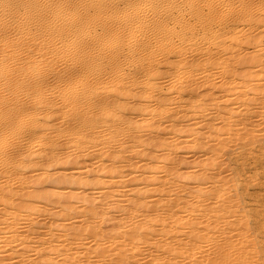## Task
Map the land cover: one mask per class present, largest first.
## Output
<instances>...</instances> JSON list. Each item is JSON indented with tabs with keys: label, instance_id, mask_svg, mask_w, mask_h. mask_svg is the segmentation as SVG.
<instances>
[{
	"label": "bare ground",
	"instance_id": "6f19581e",
	"mask_svg": "<svg viewBox=\"0 0 264 264\" xmlns=\"http://www.w3.org/2000/svg\"><path fill=\"white\" fill-rule=\"evenodd\" d=\"M15 1L22 2L23 5L26 3L23 0H0V16H8L7 13L10 9L8 7ZM61 1L58 8L56 5L54 6L63 12L62 6L70 0ZM142 1L140 3L136 0H122L124 6L127 7V12L122 10V12H119L121 13L119 15L123 19L120 21H124L125 23L117 25L118 27L115 29L109 24L112 22L111 16L114 14L109 15L110 18H108L106 12L120 4L119 2L121 1L93 0L94 6L91 7L92 9L88 7L84 13L80 11L83 16H85L84 14L88 16V18L85 16L87 20L92 19V24L94 27L98 26L100 32L96 29L97 27L92 29L88 27V24L83 23L87 26V29H91L92 33L90 36V33H86L88 34L87 38L89 41L86 40L85 44L79 41L81 45L79 44L80 46L77 47L80 49L74 46L77 50H80L79 53L82 52L83 54H80V56L74 52V55L76 53L79 56L77 62V58L73 54L72 59L75 60H72L69 55L72 60L68 58L71 61L70 64L73 66L76 62V67L73 68L68 64L72 69L71 71H67L70 67L69 69L68 67L65 68L67 72H62V70H65L62 67V70L59 68L60 70L57 73H45L41 71L33 73L31 70H29L30 73H27V71L22 72L27 67H22L21 70L24 69L22 71L19 69V66V70L16 68L18 63L22 62H19L17 59L19 56L16 58L18 63L14 61L17 63V65L16 63L14 65L16 66V71L11 64L12 58L8 55L11 52L7 49L9 48L8 45L10 46L13 43L8 42V40L11 41L10 37L7 36L8 30L2 24L5 19H0L3 21L0 23L3 25L0 27V34L3 35H0L1 38L3 37L0 50V264H257L258 261L256 262V260L262 255V247L260 248L259 246L261 244H258L255 236L251 235L254 232L250 234V226H248L249 224L246 221L248 217L245 215V212H242L244 214L243 217L242 213L240 215L241 211L238 210V212L240 211L238 216L241 217H235L237 216L235 212H237L236 208H238L240 200L234 201L236 195L233 194V198H235L232 200L231 194V197L228 194L231 187L237 184L235 178H232V181H230L225 177V180L223 175L219 180L220 173L216 172V175L215 172L211 173L210 171V174L209 171L205 172L202 170L206 166H211V169L215 167L217 152L223 150L232 141L231 145H233L235 141L234 135L239 133L240 136H247L246 140L250 142L246 143L250 146L253 144L249 143L252 141L256 142L260 138L257 135L258 139L256 137L253 140L249 136L255 137L256 135H253L254 130H249L247 127L250 112L247 99L244 97L248 94L249 89L243 91L247 92L243 94V100L240 104L227 109H223L221 105V108L217 106V103L220 101L219 99L224 96L223 93L225 92L222 93L223 96L221 95V98H219L220 94L217 95L219 101L217 102L216 100V105H214L213 99L215 97L217 99V96H214L212 99V95L210 94L211 98L210 95L209 98L213 102L212 105L205 93L198 91L200 89L201 91L204 90L202 86L201 88L199 87L201 83L200 81L198 82V79L200 77L205 78V84H217V81L222 77L217 78V73L225 75L222 78L226 79L225 81L223 80L226 86L229 82L231 83L233 76L236 77L238 74L240 78L237 77L236 81L241 79L246 82V79L244 80L245 73L238 68L242 67L240 63L248 62L249 60L240 57L236 58L233 61L235 64L237 63L236 66L233 62H231V65L228 58L225 59L224 57V60H222V56L232 52L231 46L237 47L239 43L232 40L235 42L232 44L230 42L231 39L229 38L228 40L229 32L226 29V24L221 28L211 25L213 15L220 14L221 12L219 6L203 3L204 0H196V4H194L195 9L190 16L200 24L201 30L195 31L196 33L181 32L184 33L185 38H183L182 34L179 35V31H177L179 34L177 33L178 35H176L177 37L182 36L179 41L181 38L186 40H181L182 42H187L185 45L182 44L184 46L194 45L203 48L206 44L208 47H212L213 52L221 51V54L218 52L214 54H220L216 56V60L220 59L224 62L221 63V61L212 59L211 54L213 52L211 49L209 56L204 57L205 59L199 58L198 56L204 53L202 52L203 50H208L207 46H205L202 51L196 50V55L197 53L199 54L197 56V59L199 58L198 64H201L200 67H202L199 69L200 72L198 74H193L189 71L191 70V65L189 62L187 64L185 60L183 67L180 69L181 71L179 70V72L174 73L176 69L178 70L176 68L178 66L175 65L177 63L175 62L176 59L174 61V66L176 67L172 68L173 70L175 69L174 72L164 67L166 71H171V75H168V72L166 74L164 71V74L161 73L162 71L158 72L160 69L157 70L156 68L159 66H155L157 62L154 63L155 60H158L157 58L154 59L157 50L155 54L151 52L153 57L150 51L153 50L152 47L154 49L155 47L156 49L159 48V52L164 48L170 51L169 49L171 48L168 47L173 46L170 43L172 40H167V42L169 41L168 43L166 42L169 44L167 48L164 45L166 43L163 41L166 36H169L168 33L170 34L171 31L169 29L171 26H168L167 21L169 20L167 19L171 18L173 10L177 11L178 4H175L177 3L176 1L169 3L170 0ZM153 1L159 2L160 5L156 3L159 7L156 6L155 8ZM160 1H163L165 4H161ZM27 2L31 8L27 4L31 12L29 14H35L36 12L37 15H40L41 12L43 13V7L38 5L37 0H27ZM149 4L150 6L148 7L147 5ZM145 5L148 8H155H153L154 11L152 10L154 12L152 18L148 16L146 10H143L142 7H145ZM14 6H17V3ZM147 7L145 8L147 9ZM56 8L55 11H57ZM55 11L54 13H57L55 15L58 16V11ZM124 11L126 13H124L125 16L122 15ZM80 12L78 10L75 14L72 12L74 16L71 18V21L69 20L68 23L66 21V24L63 25H61L60 21V26L55 27L58 34L62 36V41L64 39L67 40L64 36H68L69 39L70 36L68 34L71 35L78 27H81L82 20L79 23L77 21L79 18H76L77 15H82ZM178 12L181 13L182 11ZM11 13L9 10V15ZM179 13L177 14L178 18L182 16H179ZM61 15L63 16V14ZM61 15L59 16L61 17ZM7 16L6 19L8 18ZM130 16L131 18L135 17V21L138 20L140 25L136 22V25L138 24L139 26H135L134 22V26H132V30L128 35L129 27L126 26L128 24L126 21L130 19ZM112 17L115 18V16ZM80 18L82 19V17ZM115 19L118 20L117 17ZM49 21L51 22V20ZM120 21L118 20L117 24ZM184 21L188 23L186 18ZM8 22L7 19L5 23ZM83 24L82 26L84 27L85 25ZM92 24L89 26L92 27ZM41 26L44 25L41 24ZM47 26L45 28H49ZM142 26H145L147 31H143L144 29L140 28ZM34 28L32 27V29ZM15 29L12 31H15ZM18 29L20 31L21 27ZM171 29L174 30L175 28ZM40 31L42 32V30ZM79 31L80 33L75 32L76 35H73L76 39L77 35H80L82 32L81 29ZM141 31L149 32L147 38H151L153 35L156 40H150V38L145 40L144 37L143 41L145 42H141L138 46V37L141 36ZM175 33L173 32L174 36ZM5 34L9 37L8 39ZM163 34L167 35L163 36ZM28 35L30 38L31 34L28 33ZM170 36L168 39H170ZM110 37L114 40L111 39L113 42L111 41L112 43L108 44L106 41L110 40ZM20 39L22 40V38ZM124 39L128 41H124ZM35 40L32 42L33 44ZM62 41L60 40V42ZM161 45H164V48L160 49L159 46ZM43 47L45 48V46ZM70 48L72 49V47ZM118 49H121V52L123 51L124 53L126 51V54L122 57L123 54L121 55V52L117 51ZM47 51L44 52L47 53ZM223 53L225 54L222 55ZM43 55L46 56L45 54ZM44 56L40 58L42 59ZM185 57L187 56L185 55ZM158 58L160 59V57ZM34 59L32 58L31 60ZM180 59H177L178 62ZM45 60H47L46 57ZM48 60H50L49 57ZM57 60L59 61V59ZM170 61L171 59L169 63L173 62ZM215 62L219 63L215 64ZM41 63L39 62V64ZM151 63L154 65L153 69L149 67ZM181 63L179 62L178 65ZM128 64H131V66L132 64L135 65L136 69L133 71L127 69V67H131L127 66ZM166 64L168 67L169 64ZM245 64L247 65V63ZM34 65L35 67H39L36 64ZM170 65L172 67L173 64ZM28 67L30 69V66ZM212 68L213 70L217 69V71L221 68L219 71L222 72L216 71L217 73L213 74L215 71L212 72ZM240 74L243 76L241 77ZM213 75L215 76L213 77ZM246 75L249 77L247 72ZM211 76L215 80L218 79L216 80L217 83L213 82L214 79ZM175 80H179L178 85L173 90H169V85ZM233 82L235 83H233L234 85L232 84L233 86L230 87L228 85L230 87L229 91L238 90L236 86L239 89L243 88V85L236 84L234 80ZM221 85L223 87V84ZM225 88L222 90L224 91ZM229 91H226V93L230 94L231 92ZM247 96L249 97V95ZM214 113L216 116H223H219L222 120L224 119L223 125L220 127L209 125L207 129L208 134L206 136L201 135L199 130L205 127L201 122L207 124L208 120L206 117L211 118ZM233 113L234 119L228 120L229 117H225ZM215 115L214 118L216 117ZM190 120L191 123L189 124ZM204 120L207 121L205 122ZM162 124H166V128L171 129L168 132L172 131L174 134H171L172 142L169 150L165 149L167 140L158 139H161L162 135L166 134L163 133L159 136L165 130V127H160ZM238 126L242 127V129L239 130ZM241 130L243 131L241 132ZM145 131L150 132L148 134L152 132L154 135L155 133L154 136L156 138L150 137L154 139V141L152 139L153 142L150 139H145L147 136H150H144L145 133L147 134ZM240 132L245 133L241 134ZM185 134L190 137V140L186 143L188 148L197 140H207L208 138L217 140L215 143L218 142L220 144L216 145L214 141L210 142L211 145H216L214 148L213 146L215 145L211 146L210 140L207 141L209 145H207V142L200 144L199 149H203V151L208 150L209 152H207L210 154L205 159V162H203L205 164L203 167L198 164V166L186 164L187 166L184 167V170L180 171L178 166L174 165L172 168H165L163 174L158 176L159 172L162 173V166H159V163L162 160L166 161L165 159L167 158L161 152L164 153L166 150L168 151V154L166 153L167 156L173 155L171 152L176 150L178 141ZM224 134L227 135L225 141L221 140V136ZM248 136L252 140H248ZM243 138L241 139L243 140ZM259 140L261 141V138ZM238 143H235V148ZM153 146L159 148L161 155H156L151 150ZM160 149L165 150L161 151ZM238 150L240 149L237 148L236 151ZM156 152L158 153V150ZM230 152L233 151L231 150ZM172 155V158L169 157L172 160L168 158L171 162L175 158ZM232 155L237 154L234 152ZM132 159H135L136 162H132ZM90 161L96 162V165L86 167L88 166L86 163ZM171 162L169 165H171ZM68 165H71V167ZM176 165H180V163ZM66 169L71 171V173H66ZM237 175L239 174L237 173ZM128 176L134 182L130 190L128 188L126 190L125 188L127 187L125 186V178ZM255 177L257 176L255 175ZM229 181L232 184H229ZM34 184L39 186L33 189V193L27 195L26 191L33 188ZM235 187L234 189L237 190V187ZM92 189L95 191H92ZM89 191L91 192L89 193ZM185 191L188 192L182 195ZM237 193L238 191H236ZM36 196L38 198H35ZM238 196L237 198L240 199ZM15 198L17 199L16 202ZM236 201L239 203H235ZM115 213H118V216H115ZM186 216L190 217V219L182 221ZM110 217L113 220L115 219V222L112 221L113 224L111 223L110 228L107 226V232L105 223ZM261 222L259 220L260 224H262ZM259 253L260 255H258ZM145 258L147 259L144 260ZM261 261H259V264L262 263Z\"/></svg>",
	"mask_w": 264,
	"mask_h": 264
},
{
	"label": "rangeland",
	"instance_id": "374dc122",
	"mask_svg": "<svg viewBox=\"0 0 264 264\" xmlns=\"http://www.w3.org/2000/svg\"><path fill=\"white\" fill-rule=\"evenodd\" d=\"M24 1V3H25V5H23V3L22 2H20V3H22L21 5H23V6H21L20 5V3H19V1L17 2V1H15V2H13L14 3V5L17 3V6H14L13 5V3L11 4V6L10 7H8V8H10L9 10H10V12H12L10 15H9V10H8V16L7 15H4L3 17L2 16H0V19H5V20H0V23H1V21L3 22L2 24L6 27V29L8 30V35L7 36H9V37H7L6 36V34H7V32H6V34H5V36L7 37V39L9 38L11 41H9L8 40V42L9 43H13L12 45L10 44V46L8 45V47L9 48H7L11 53H9L8 55L12 58V62H11V64L14 66L15 65V63L16 62H14V61H17V63H18V60H19V62H21V63H18V65H17V63H16V65H17V67L16 66H14V69H15V67L18 69V66H19V69L21 70V68L22 67H27V68H24V69H22V70H24V71H22V72H26L27 71V73H30V71L29 70H31L33 73H38V72H47V73H57L60 69H61V67H62V69H65V68H67L68 67V69H69V67L70 66H68V64L69 65H71L70 64V62L72 61V60H75V59H72V54H73V56L75 57V58H77V60H76V62L78 61V58H79V56L78 55H82L83 53L81 52V53H79L80 52V50H77L79 47H77V46H80L81 45V43L80 42H84L83 44H85V41L87 40V41H89L88 40V34H89V36L91 35V29L90 28H96L97 30H98V26H96V27H94V25L92 24V19L90 18L89 20H87V18H88V16L86 15V14H84L85 16H83V14L82 13H84L85 12V9L86 8H88V7H92V6H94V4L92 3L93 2V0H70L71 1V3H70V1L69 2H67V3H65V5H63L62 6V11L63 12H61V11H59L57 8H58V5L62 2L61 0H37V2H38V5H40L41 7H43L42 9L44 10L43 11V13L41 12L40 13V15L42 16L41 18H40V15H37V13L35 12V14L33 13V14H29V8H30V5L28 4V2H27V0H23ZM28 1H30V0H28ZM68 1V0H67ZM119 1H121V2H119L120 4H118L117 6H114L113 8H111V9H109V10H107V12H106V15H107V17L108 18H110L109 17V15H112V13L114 14V15H112V16H115V18L117 17L118 18V20L120 21V20H123L122 19V16H120L119 14H121V13H119V12H122V10H127V7L126 6H124V3L122 2V0H119ZM133 1H135V0H133ZM137 2H143L142 0L140 1V0H136ZM177 2V3H175V4H178L177 5V7L179 8V10H178V8H177V11H175V10H173V13H172V15L170 16L171 18L169 19H167V20H169V21H167L168 22V26H171V28H175L174 30L173 29H171V28H169L171 31H170V34L168 33V35L170 36L171 35V32H172V35L170 36V39H168L169 38V36H166L167 34H163V36L165 35L166 37H165V40L163 41L164 43H166L167 42V40H172V42H170L171 43V45H173V46H170V47H168L169 46V44H167V46H166V44H164L165 45V47L167 48H171V49H169L170 51H168V49L166 50L162 45V47L161 46H159L160 47V49H162V48H164L163 50H161V52L163 53H161V52H159V48L158 49H156V47H155V49L152 47V51H150V54H151V52H153V54H155V51L157 52L155 55L157 56H155L154 57V59H158L157 61L155 60L154 61V63L155 62H159L158 64L157 63H155V66L156 65H158L157 67L158 68H156L157 70H159L158 72H160V71H162L161 73H163L164 74V72L167 74V72H168V75H171V71H166V69L167 70H172V72H174L175 71V69L173 70L172 68L173 67H176V66H178V67H176V68H178V70L176 69V71L174 72V73H176V72H179V70L183 67V65H184V60H185V62H187V64H188V62L190 63V65H191V70H189V71H191V73H193V74H198L199 72H200V68H202V67H200L201 66V64H198V59L199 58H204V57H207V56H209L210 55V49L212 50V52H213V49H212V47H208V45H204L203 46V48H200V47H198V46H192V45H186V46H184L185 45V43L187 44V42H182L181 40H185V39H182L181 38V40L179 41V39H180V37H182L183 36V38H185L184 36V33H181V32H185V31H187V33L189 32H193V33H196L195 31H197V30H201V28H200V24L193 18V17H191L190 15H191V13L194 11V9H195V6H194V4H196V0H170V2L169 3H174V2ZM89 2H91V3H89ZM155 4H153V6L156 8V6H158V4L160 5V3L159 2H156V1H153ZM161 2V1H160ZM167 2V1H166ZM123 3V4H122ZM156 3H158V4H156ZM203 3H209V4H216V5H218L219 6V8L221 9L220 11V14H216V15H213V17H212V19H211V25L212 26H215V27H219V28H221V27H223V25H225L226 24V29H227V31L229 32V34H228V40H229V38L231 39V41L230 42H232V44L233 43H239V45L237 46V47H235L234 45H232L231 46V49H232V52H229L227 55L225 54V53H223L222 55H224V56H222L223 57V59H222V57H221V59L222 60H224V57H225V59L226 58H228L229 59V62L231 63V62H233V61H235L236 60V58L238 59L239 57L240 58H244L245 60H249L248 62H249V64H248V62L246 61V62H243L244 63V65H243V63H240V64H242V67H240V68H238V69H241V71H243V73H245V78H244V80L246 79V82L245 81H243V80H241V79H239V80H237L236 81V78L239 76V74H238V76L236 75V77H234L233 76V79H232V81H231V83L229 84L228 83V85L231 87V86H233L235 83L233 82V80L236 82V84H239L240 86H242L243 85V88L245 87V86H247V87H245L244 89L243 88H241V89H239L238 88V86H236V88L238 89V90H236L235 89V91H232L233 92V94H231L232 92L231 91H229V88L230 87H228V85L226 86V84H224V81L226 80H224L222 77H225V75L223 76L222 74H219V73H217V72H222V71H219V70H221V68H219L218 69V71H217V69H214L213 70V68H212V72L213 71H215V72H213V74L214 73H217V78H220L221 76V78L220 79H222V80H218V79H216V80H218L217 82H216V80L213 78L215 75H213V82H215V83H217V84H205V78H203V77H200L199 79H198V82L200 81V86L199 85H197V86H199L200 88H201V86L203 87V89L204 90H202L201 91V89L200 90H198V91H200L201 93H205V95L207 96V98L208 99H210L211 98V95H212V99H213V97L214 96H217V95H219L220 94V96H219V98H221V95H222V93L223 92H225L226 93V91H229V92H231L230 94H228V92L226 93V95H225V93H223V95L225 96H223L221 99H219L218 100V96H217V99H216V97L213 99V102H215V104L214 105H216V103H217V106H219L220 107V105L221 106H223L222 108L223 109H227V108H231L232 106H236V105H238V104H240L241 103V101L243 100L242 98V96H244L243 94H245L246 92H243V91H245V90H247V89H249L248 90V94L247 95H249V97L246 95L244 98H246L247 99V102H248V105H249V116H248V128H249V130L251 129V130H254L253 131V135H255V137H253V136H251V135H249L250 137H252V139L253 140H255L254 138H256L257 137V139H258V136L261 138V141L259 140H256V142H254V141H252L251 143H249V144H253V145H247V143L248 142H250V141H247L246 139V137H245V135H239V131L237 132L238 134L237 135H234L235 137H233V138H235V141H234V143H233V145H234V147H233V145H231L232 144V142L231 143H229V145L227 146V147H225V148H223V150H221L220 152L218 151L217 152V159L215 160V167L213 168V169H211L210 167L211 166H206V167H204V169H202L203 171H205V172H208L209 171V173H210V171H211V173L212 172H215V174L217 175V173H220V175H219V180L221 179L220 177L221 176H223L224 177V179H225V177L228 179V180H230V181H232L231 179L232 178H235V180L237 181L235 184V186L237 187V190L236 189H234V187L232 186L231 187V189L229 190V196H230V194H231V196H232V200L236 197L237 198V196L238 197H240V199H234V201L235 200H237V201H239L240 202V204H238L239 202H235V203H237L238 204V208H236L237 209V212H238V210H240L239 212H240V215H241V213L242 212H245V215L248 217H246L247 219H246V221H247V224H249L248 226H250V234L252 233V232H254V233H252L251 235L254 237L255 236V239L257 240V242H258V244H261V245H259L260 246V248L262 249V255H260V253L258 254V255H260L259 257H258V259H260V260H262L261 262L262 263H260V264H264V0H204L203 1ZM19 4V5H18ZM27 4H28V6H29V8H28V6H27ZM161 4H165V3H163V1L161 2ZM44 5V6H43ZM54 5H56V7L54 6ZM20 6H21V8H20ZM47 6H49L48 8H47ZM53 6H54V8H53ZM60 6V5H59ZM67 6V7H66ZM123 6V7H122ZM144 6V5H143ZM148 7L150 6V4L149 5H147ZM146 5H145V7H147ZM221 6V7H220ZM12 7H14L13 9H12ZM40 7V8H41ZM82 7V8H81ZM116 7V8H115ZM145 7H142L143 8V10H146V13L148 14V16L149 17H151L152 18V16L154 15V7H152V8H148L147 7V9L145 8ZM159 7V6H158ZM157 7V8H158ZM205 7H207V6H205ZM16 8V10H14ZM23 8H24V10H23ZM45 8H47V9H45ZM54 10H53V9ZM55 8H56V10L58 11V16L59 15H61V14H63V16L61 15V17L59 16H56L57 15V13H54V11H55ZM67 8V9H66ZM84 8V9H83ZM89 8V9H90ZM116 9V12H115V9ZM120 8H122V9H120ZM123 8H126V9H123ZM154 8V9H153ZM12 9V10H11ZM22 9V10H21ZM25 9H26V11H25ZM28 9V10H27ZM31 9V8H30ZM92 9V8H91ZM90 9V10H91ZM119 9V10H118ZM45 10H47V11H45ZM76 10V11H75ZM77 10H78V12H80L82 15H77V17L76 18H79L77 21L79 22H81V20H82V22H81V27H78V28H80L81 30H82V32H81V34L79 35H77V39H76V37H74L75 35H76V33H80V29L78 30V28L71 34L72 35V37H71V35L70 34H68L69 36H70V38H72L71 40H70V38L68 39V36H64V38H67V40L66 39H64L63 41H62V36L60 35V34H58V31H56V28L55 27H57V26H60V24L61 25H63V24H66V21H67V23L69 22V20L71 21V18L74 16V14L77 12ZM83 10V11H82ZM112 10V11H111ZM114 10V11H113ZM121 10V11H120ZM153 10V11H152ZM182 11L181 13H179L178 11ZM17 11V12H16ZM57 11H55V12H57ZM71 11V12H70ZM109 11V12H108ZM110 11H111V13H110ZM125 11L123 12V14L122 15H124V13H125ZM148 11H149V13L150 12H152V13H148ZM15 12V13H14ZM26 12H28V13H26ZM51 12V13H50ZM66 14H65V13ZM70 12V13H69ZM72 12H74V14L72 13ZM127 12V11H126ZM177 12V13H176ZM19 13V14H18ZM24 13V14H23ZM31 13V12H30ZM47 14V15H45V14ZM61 13V14H60ZM180 14L179 16H181V17H179L178 18V15L177 14ZM183 13V14H182ZM22 14V15H21ZM27 14H29V15H27ZM53 14V15H52ZM56 14V15H55ZM69 14V15H68ZM126 14V13H125ZM153 14V15H152ZM177 16H176V15ZM11 15H12V17H11ZM14 15V16H13ZM25 15V16H24ZM35 17H34V16ZM43 15H45V16H43ZM118 15V16H117ZM6 16L8 17L7 19H8V23H5V22H7V19H6ZM19 18H18V17ZM23 16V17H22ZM32 16V17H31ZM37 16V17H36ZM39 16V17H38ZM48 16V17H47ZM52 16V17H51ZM69 16V17H68ZM71 16V17H70ZM79 16V17H78ZM111 16V18H112V22H110L109 24H111V27L112 28H117L118 26L117 25H119V24H121V23H123L124 21H120L118 24H117V22H118V20L117 19H115L114 17H112ZM125 16V15H124ZM176 16V17H175ZM15 19H14V18ZM45 17V18H44ZM63 17V18H62ZM80 17H82V19L80 18ZM83 17H85V18H83ZM132 17H134V16H132ZM176 19H175V18ZM186 18V20H188V23L187 22H185L184 20H185V18ZM13 18V19H12ZM24 18V19H23ZM28 18V19H27ZM54 18V19H53ZM61 18V19H60ZM120 18V19H119ZM184 18V19H183ZM11 19V20H10ZM35 19V20H34ZM40 21H38V20ZM47 19V20H46ZM53 19V20H52ZM57 19H58V21H57ZM115 21H114V20ZM131 19V20H130ZM130 19H128L127 21H126V23L128 22V24H126V26H128L129 28V30H128V35H129V33H130V31L132 30L131 28H132V26H134V22H135V26H139L140 24L138 23V20L137 21H135L136 19H135V17L134 18H131V16H130ZM134 19V20H133ZM150 19V18H149ZM175 19V20H174ZM15 20V21H14ZM27 20H28V23H27ZM33 20V21H32ZM44 20V21H43ZM49 20H51V22L49 21ZM73 20V19H72ZM85 20H87L86 22H84ZM117 20V21H116ZM172 20V21H171ZM12 21V22H11ZM22 21V22H21ZM31 21H32V23H31ZM43 21V22H42ZM48 21V22H47ZM60 21H61V23H60ZM129 21H130V23H129ZM14 22V23H13ZM24 22V23H23ZM37 22V23H36ZM46 22V23H45ZM50 22V23H49ZM59 22V23H58ZM78 22H77V25H78ZM79 22V23H80ZM91 22V23H90ZM115 22V23H114ZM136 22L139 24H137L136 25ZM140 22V21H139ZM172 22V23H171ZM5 23V24H4ZM10 23H11V25H10ZM16 23H17V26H16ZM20 23V24H19ZM58 23V24H57ZM83 23H86V24H88V27H90V28H86L87 26L85 25V24H83ZM92 24L93 26L91 27V26H89L90 24ZM125 23V22H124ZM2 24H0V27L1 26H3ZM7 24H9L8 26H7ZM19 24V25H18ZM22 24V25H21ZM31 24V25H30ZM35 24V25H34ZM37 24V25H36ZM39 24V25H38ZM41 24L42 25H44V26H41ZM82 24L83 25H85L84 27L82 26ZM46 25H48L47 27H49L50 28V30H48L49 28H45V26ZM51 25V26H50ZM10 26V27H9ZM14 26H16V27H14ZM23 26V27H22ZM25 26V27H24ZM31 26V27H30ZM34 26H35V28H34ZM79 26H80V24H79ZM173 26V27H172ZM178 26H180L179 28H178ZM21 27V29L23 30H21L20 29V31H19V29L18 28H20ZM32 27L34 28V29H32ZM43 27V28H42ZM9 28V29H8ZM13 28V29H12ZM16 28V29H15ZM30 28V29H29ZM83 28V29H82ZM143 31H147V29H146V27L144 26H142V27H140ZM15 29V31H16V33H15V31H12V30H14ZM26 29V30H25ZM28 29V30H27ZM52 29V30H51ZM87 29L88 31H89V29H90V31L88 32L87 30L85 31V30ZM181 29H183L182 31H181ZM6 30V31H7ZM37 30V31H36ZM40 30H42V32L40 31ZM45 30V31H44ZM173 30V31H172ZM10 31H11V34H10ZM35 31H36V34H37V36H36V34H35ZM49 31V32H48ZM84 31V32H83ZM99 32H100V30H98ZM143 31H141L140 33H141V36H139L138 37V39H139V41H138V43H137V45L139 46L140 44H141V42H145V41H143V38L145 39V40H147L148 38H150V37H148L147 38V34L149 33H147V32H143ZM177 31H179V33L177 32ZM198 31V32H199ZM1 32V31H0ZM13 32V33H12ZM22 32V33H21ZM29 34H31L30 35V38H29V35H28V33ZM31 32V33H30ZM76 32V33H75ZM143 32V33H142ZM173 32H176L175 33V36L173 35ZM14 33H15V35H14ZM19 33V34H18ZM33 33V34H32ZM41 33V34H40ZM43 33V34H42ZM47 33V34H46ZM84 33V34H83ZM86 33H88V34H86ZM145 33V34H144ZM179 35H181L182 34V36H178L177 37V35L178 34ZM12 34H13V36H12ZM26 34V35H25ZM35 34V35H34ZM55 34V35H54ZM85 34H86V36H85ZM177 34V35H176ZM1 35V34H0ZM22 35V36H21ZM23 35H24V37H23ZM44 35V36H43ZM58 35V36H57ZM60 35V36H59ZM74 35V36H73ZM140 35V34H139ZM146 35V36H145ZM1 36H3V35H1ZM17 36V37H16ZM26 36V37H25ZM36 36V37H35ZM39 36V37H38ZM53 36V38H51ZM78 36H81V37H79V38H81L82 39V36H83V39H84V41H83V39H82V41H81V39L79 40V38H78ZM85 36V37H84ZM13 39H12V38ZM32 37H33V39L35 38V39H37V40H35V43L33 44L32 42H34V40L32 39ZM74 37V38H73ZM3 38V37H2ZM1 37H0V39H1V41H0V50H1V42H2V39ZM18 38V39H17ZM20 38H22V40L20 39ZM24 38V39H23ZM43 38H44V40H43ZM48 38V39H47ZM52 40H51V39ZM62 38V39H61ZM85 38H87V39H85ZM160 38V37H159ZM167 38V39H166ZM178 38V39H177ZM30 39V40H29ZM46 39V40H45ZM51 41H50V40ZM110 40H107L106 42L108 43V44H111L113 41L112 40H114L113 38H109ZM112 39V40H111ZM127 39H128V36H127ZM127 39H124V41H128ZM154 40L155 38L153 37V35H152V37L150 38V40ZM175 39V40H174ZM15 40V41H14ZM25 40V41H24ZM29 42H28V41ZM60 40L62 41V42H60ZM68 40H70V42H68ZM78 42H77V41ZM156 40V39H155ZM235 41V42H233V41ZM42 41V42H41ZM56 41V42H55ZM65 41V42H64ZM67 41V42H66ZM74 41V43H72ZM80 41V42H79ZM86 41V42H87ZM112 41V42H111ZM178 41V42H177ZM186 41V40H185ZM16 42V43H15ZM18 42V43H17ZM59 42V43H58ZM76 42V43H75ZM111 42V43H110ZM140 42V43H139ZM155 42V41H154ZM162 42V43H163ZM174 42H175V46H174ZM3 43V42H2ZM24 43V44H23ZM40 43H42V44H40ZM49 43V44H48ZM58 43V44H57ZM63 43V44H62ZM64 43H67V44H64ZM70 43V44H69ZM177 43V44H176ZM15 44V45H14ZM18 44V45H17ZM20 44V45H19ZM32 44V45H31ZM44 44V45H43ZM45 44H47V45H45ZM51 44V45H50ZM78 44V45H77ZM80 44V45H79ZM82 44V45H83ZM107 44V45H108ZM143 44V43H142ZM182 44H184V45H182ZM22 45H23V47H22ZM28 45V46H27ZM38 47H37V46ZM45 46V48L43 47V46ZM60 45V46H59ZM66 45V46H65ZM73 45V46H72ZM180 45V46H179ZM241 45V46H240ZM13 46V47H12ZM16 46V47H15ZM27 46V47H26ZM51 46V47H50ZM64 46V47H63ZM74 46H76V48L74 47ZM177 46V47H176ZM179 46V47H178ZM205 46H207L206 48H208V50H206L205 49V51L203 50L204 49V47ZM18 47H19V49H18ZM31 47H32V49H31ZM39 47H41V48H39ZM53 50H51L50 48ZM60 47V48H59ZM68 49H67V48ZM70 47H72V49L70 48ZM158 47V46H157ZM174 47H175V49H174ZM239 47V48H238ZM12 48H13V50H12ZM14 48H15V50H14ZM36 48H37V51H36ZM40 50H39V49ZM56 48H57V50H56ZM62 48V49H61ZM65 50H64V49ZM214 48V47H213ZM236 48V49H235ZM43 49V50H42ZM75 49V50H74ZM80 49V48H79ZM172 49H174V50H172ZM200 50V51H202V52H204V53H202L200 56H198L199 54L197 53V55H196V50ZM17 50V51H16ZM19 50V51H18ZM22 50V51H21ZM25 50H26V52H25ZM28 50V51H27ZM32 50H34V51H32ZM47 50H49V51H47ZM59 50V51H58ZM68 50V51H67ZM74 50V51H73ZM78 52H77V51ZM82 50V49H81ZM165 50V51H164ZM175 51L176 53H179V54H176L175 52H172V51ZM32 53H31V52ZM39 51V52H38ZM43 51V52H42ZM47 51V53H45V52ZM65 51V52H64ZM118 52H121V49H118L117 50ZM167 51V52H166ZM215 51V50H214ZM15 52V53H14ZM34 52V53H33ZM56 52V53H55ZM68 52V53H67ZM73 52V53H72ZM74 52H76L75 53V55H74ZM123 52V51H122ZM121 52V55H122V57L126 54V51H125V53L123 52L122 53ZM170 52V53H169ZM216 52H218V51H216ZM216 52H213V54H211L212 55V59H215V61H221L220 59L219 60H216L217 58H216V56L217 55H220L222 52L220 51V52H218V53H220V54H218L217 53V55H215L216 54ZM14 53V54H13ZM19 53V54H18ZM31 53V54H30ZM41 55H40V54ZM54 53V54H53ZM160 55H159V54ZM165 53H166V56H165ZM174 53V54H173ZM215 53V54H214ZM10 54H13V55H15L14 56V58H15V60H14V58H13V55H10ZM22 54V55H21ZM24 54V55H23ZM26 54V55H25ZM43 54H45L46 56H44ZM52 54V55H51ZM68 54V55H67ZM147 54H149V52H147ZM153 54H151V56L153 55ZM168 54H169V56H168ZM173 54V55H172ZM183 54V55H182ZM204 54V55H203ZM17 55V56H16ZM49 55V56H48ZM51 55V56H50ZM53 55H54V57H53ZM57 55V56H56ZM61 55V56H60ZM69 55H70V57H71V59H70V57H69ZM80 55V56H81ZM119 55H120V53H119ZM121 55H120V57H121ZM159 55V56H158ZM162 55V56H161ZM174 55H176V56H174ZM182 55V56H181ZM185 55L187 56V57H185ZM195 55H196V57H195ZM203 55V56H202ZM213 55H214V57H213ZM20 56H22V57H19ZM35 56V57H34ZM41 56H44V57H42V59L40 58ZM58 56H60V57H58ZM77 56V57H76ZM167 58H165V57ZM171 56V57H170ZM177 56H179V57H177ZM181 56V57H180ZM197 56L199 57L198 59H197ZM18 57V58H17ZM30 57V58H29ZM45 57L47 58V60H48V57H49V59L51 60H45ZM121 57V58H122ZM153 57V56H152ZM158 57H160V59L158 58ZM194 57V58H193ZM18 60H17V59ZM24 58H25V60H24ZM34 59V58H36V59H34L35 61H36V63H35V61L34 60H31V59ZM39 58V59H38ZM53 58V59H52ZM60 58H61V60H60ZM71 60H69V59ZM162 58V59H161ZM181 58V59H180ZM187 58V59H186ZM218 58H219V56H218ZM28 59V60H27ZM57 59H59V61L57 60ZM166 59V60H165ZM171 59V61H173L172 63H169V60ZM175 59H176V61H175ZM177 59H180L179 60V62L182 64H179L178 65V60ZM191 59V60H190ZM205 59V58H204ZM230 59H232V60H230ZM234 59V60H233ZM31 62H30V61ZM41 63L42 61L44 62H42L41 64H39V62ZM41 60V61H40ZM53 60V61H52ZM56 60V61H55ZM69 60V61H68ZM166 62H165V61ZM167 60H168V62H167ZM193 60H195V61H193ZM46 61V62H45ZM61 61V62H60ZM170 61V62H171ZM174 61L175 62H177L175 65L176 66H174ZM213 61V60H212ZM225 61H227V60H225ZM29 62V63H28ZM50 62V63H49ZM53 62V63H52ZM56 62H59L60 64H62V65H60L59 63H56ZM74 62V61H73ZM76 62L73 64V68L74 67H76ZM224 61H221V63H223ZM228 62V61H227ZM228 62V63H229ZM165 63V64H164ZM166 63H168L169 65L170 64H173L172 65V67H171V65L169 66L168 65V67H167V64ZM216 63H219V62H215V64ZM221 63H220V65H221ZM245 63H247V65L245 64ZM24 64V65H23ZM28 64V65H27ZM31 64H32V67H31ZM34 64H36V66H39V67H35V65ZM44 64H47V65H44ZM56 64V65H55ZM164 64V66H162ZM233 64L236 66V64H235V62H233ZM41 65V66H40ZM45 67H44V66ZM54 67H52V66ZM56 67H55V66ZM75 65V66H74ZM79 65V64H78ZM152 65V66H151ZM151 65H149V67H153L154 68V65H153V63H151ZM166 65V66H165ZM231 65H232V63H231ZM233 65V66H234ZM28 66H30V69H28L29 67ZM60 66V67H59ZM66 66V67H65ZM127 66H131V64L129 65H127ZM162 67V69H164V70H162L161 69V67ZM181 66V67H180ZM241 66V65H240ZM41 67V68H40ZM72 67H70V69L69 70H67V71H71V69H72ZM132 67H134V68H132ZM164 67H166V69L164 68ZM170 67V68H169ZM37 68V69H36ZM43 68V69H42ZM48 69V70H46V69ZM58 70H57V69ZM60 68V69H59ZM132 68V69H131ZM152 68V69H153ZM17 69H15L16 71H17ZM18 69V70H19ZM33 69V70H32ZM34 69H35V72H34ZM53 71H52V70ZM56 69V70H55ZM61 69V70H62ZM127 69H129V70H131V71H133L134 69H136L135 68V65H133L132 64V66L131 67H127ZM150 69V68H149ZM156 69H154L155 70V72H157L156 71ZM43 70V71H42ZM45 70V71H44ZM52 72H51V71ZM151 70V69H150ZM64 71H66V69L65 70H62V72H64ZM66 71V72H67ZM164 71V72H163ZM181 71V70H180ZM217 71V72H216ZM19 72V71H18ZM31 72V73H32ZM61 72V71H60ZM211 72V73H212ZM237 72V71H236ZM246 72H247V74H249V77H248V75H246ZM238 73H240V72H238ZM242 73V74H243ZM173 74V73H172ZM220 75V76H219ZM240 76L242 77L243 75H241L240 74ZM247 76V77H246ZM238 78H240V77H238ZM237 78V79H238ZM201 79H204V80H202L201 81ZM248 79V80H247ZM224 80V81H223ZM227 80H229V79H227ZM223 81V82H222ZM239 81V82H238ZM241 81H243V82H241ZM249 81V82H248ZM196 82V81H195ZM197 82V83H198ZM245 82V83H244ZM178 83H179V80H175V81H173V82H171V84L169 85V90H173L177 85H178ZM234 83V84H233ZM205 84V85H204ZM220 84V85H219ZM221 84H223V87H222V85ZM233 84V85H232ZM244 84H245V86H244ZM248 84V85H247ZM196 86V85H195ZM198 87V88H199ZM206 87V88H205ZM226 87V88H225ZM223 88H225V89H227L226 91H225V89H224V91L222 90ZM243 89V90H242ZM222 91V92H221ZM241 91V92H240ZM237 92V93H236ZM262 92H263V94H262ZM236 93V94H235ZM211 94V95H210ZM214 94V95H213ZM235 94V95H234ZM241 94V95H240ZM204 95V94H203ZM209 95H210V98H209ZM233 95V96H232ZM227 96V97H226ZM249 99H248V98ZM216 100H217V102H216ZM263 100V101H262ZM212 100L210 99L209 100V102L212 104L213 102H211ZM239 101V102H238ZM222 102V103H221ZM220 103V104H219ZM232 104V105H231ZM213 105V104H212ZM221 108V107H220ZM213 115V114H212ZM212 115H208V116H212ZM214 115H215V113H214ZM214 115H213V117H211V118H209V119H211V120H209L207 117H206V119L209 121H207V120H204L205 122L207 121V124H205V123H203V122H201V124H203V126H205V127H203V126H201V127H203V128H200L201 130H199L201 133V135H203V136H206V134H208V132H207V129H208V127H209V125H213V126H215V127H220V126H222L223 125V120L219 117V116H221V117H223L222 115H219V116H216L215 118H214ZM218 115V114H217ZM217 117H219V119H217ZM225 117H229L228 118V120H231L232 118L234 119V113L233 114H231L230 116H225ZM215 120H214V119ZM187 122V121H186ZM185 122V123H186ZM188 123V122H187ZM191 123V120L189 121V124ZM161 128H163V127H165V130H166V132H165V130H164V132L162 131L161 132V134H159V136L160 135H162L163 133H166L165 135H162V137H161V139L160 138H158L159 136H158V133H157V138L159 139V140H163V139H165V141L167 142L166 143V146H165V149H167V150H169L170 149V147H171V139H172V135H174L173 133H172V131H170V132H168V130H171L170 128L169 129H167L166 128V124H162L161 126H160ZM247 128V129H248ZM206 129V130H205ZM238 129L240 130V129H242V127H240V126H238ZM246 129V128H245ZM243 130H244V128H243ZM243 130H241V132L243 131ZM203 131V132H202ZM244 131H246V130H244ZM145 132H147V131H145ZM144 132V133H145ZM240 132V133H241ZM258 132V133H257ZM143 133V134H144ZM148 133H150V132H147V134L145 133V135L144 136H147V135H150V136H147V137H149V138H145L146 140H148V139H150L151 141H152V139L155 137L154 135H155V133H154V135L152 134V132H151V134H148ZM168 133V134H167ZM170 133V134H169ZM245 132H243V133H241V134H244ZM172 134V135H171ZM263 134V135H262ZM258 135V136H257ZM237 136H238V140H237ZM248 136V137H249ZM150 137H153V138H150ZM240 137V138H239ZM245 139H244V138ZM248 138V140L250 139V140H252L251 138ZM156 138V137H155ZM190 137L188 136V135H182V137H181V140L180 141H178V145H176V150L174 151V152H171V153H173V155L172 156H174L175 158L174 159H176V160H174L173 159V161L175 162H173V164H172V162L169 160V159H171L172 157H171V155H169V156H167V154H168V151H166L165 149V152L164 153H162L161 152V154H165L166 155V161H164V160H162L160 163H159V166H162L161 167V169H162V173L161 172H159L157 175L158 176H161L162 174H163V171L165 170V168H172V167H174V165L177 167L178 166V169H180V171H182V170H184V167H186L187 165H190V166H204L205 164L203 163V162H205V159H207V157H208V155H210L207 151H203V149L202 150H200L199 149V146H200V144L202 143V142H207V141H209V143L211 142H213L214 141V143H215V141H217V140H212V138H205V139H207V140H202L201 139V141H199V140H197L196 142H194L193 143V145H190V147L188 148L187 147V145H186V143L188 142V140H190L189 139ZM226 138H227V135H222L221 136V140H223V141H225L226 140ZM241 138H243V140L241 139ZM157 139V140H158ZM232 139V138H231ZM234 140V139H233ZM244 140H245V142H244ZM153 141H154V139H153ZM152 141V142H153ZM244 142V143H241V142ZM258 141V142H257ZM241 144L240 146H242V147H240L239 146V143ZM247 142V143H246ZM254 142V143H253ZM208 143V142H207ZM209 143L207 144V145H209ZM211 143H210V145H211ZM235 143H238V145H237V147L235 148ZM216 145L217 144H220V143H218V142H216L215 143ZM215 144H212V145H215ZM185 145H186V147H185ZM211 145V146H212ZM216 145L215 146H213V148L214 147H216ZM220 146V145H219ZM239 146V147H238ZM218 147V146H217ZM234 149H233V148ZM243 147H244V150H243ZM237 148H239L240 150H238V151H236L237 150ZM162 149V148H161ZM160 149V150H161ZM245 149H246V151H245ZM257 149V150H256ZM152 151H154L155 152V154L156 155H161L159 152V148L157 147V146H153L152 147V149H151ZM158 150V153L156 152ZM164 150H161V151H164ZM233 151V152H230V151ZM250 150V151H249ZM234 152H235V154H237V155H232V154H234ZM167 153V154H166ZM232 153V154H231ZM239 153V154H238ZM228 154V155H227ZM230 155V156H229ZM240 156V157H239ZM242 156V157H241ZM169 157H171V158H169ZM169 158V159H168ZM236 158V159H235ZM178 159V160H177ZM196 159V160H195ZM95 160V159H94ZM167 160H169V161H167ZM172 160V159H171ZM180 160V161H179ZM178 161V163H180V165H176V164H178V163H176ZM191 161V162H190ZM218 161V162H217ZM238 161H240V162H238ZM92 162H94V161H90V162H88V163H86V165L88 164V166H86V167H90V165L93 167L94 165H96V162H94V163H92ZM132 162H136V160L135 159H132ZM167 162V163H166ZM170 162H171V165H169L170 164ZM189 163V164H188ZM192 163V164H191ZM203 163V164H202ZM187 164V165H186ZM198 164V165H197ZM202 164V165H201ZM218 164V165H217ZM173 165V166H172ZM246 165V166H245ZM68 166H70L71 167V165H68ZM68 166H66V167H68ZM232 166V167H231ZM164 167V168H163ZM201 167V168H202ZM228 167H229V169H228ZM197 168H199V167H197ZM240 168H242V169H240ZM68 169H66V173H71V169L69 168V170H71V171H67ZM169 170V169H168ZM222 170V172H220V171ZM224 170V171H223ZM231 170V171H230ZM233 170V171H232ZM236 171V173H235V171ZM179 171V170H178ZM217 172V173H216ZM229 172H231L232 173V175H233V173H234V175L232 176L231 175V173H229ZM63 173H65V172H63ZM209 173H207V174H209ZM210 173V174H211ZM226 173H227V175H226ZM237 173L240 175H237ZM247 173V174H246ZM209 174V175H210ZM156 175V176H157ZM230 177H229V176ZM236 175V176H235ZM255 175L257 176V177H255ZM232 176V177H231ZM250 176H252L251 178H250ZM129 178H131V177H126L125 179V186H127V187H125L126 188V190H127V188L130 190V188H132V185L134 184V182H132V180L131 179H129ZM230 178V179H229ZM252 178H253V180H252ZM128 179V180H127ZM223 179V180H224ZM248 179V180H247ZM251 179V180H250ZM256 179H258V180H256ZM130 180V181H129ZM226 180V179H225ZM243 180V181H242ZM256 180V181H255ZM230 181H229V184H232V183H230ZM228 184V183H227ZM228 184V185H229ZM190 185V184H189ZM39 185H36V184H34L33 185V188H31V189H29L28 191H26V193H27V195L28 194H31V193H33L32 191H33V189L35 188V187H38ZM235 187V188H236ZM36 189V188H35ZM38 189V188H37ZM89 190V189H88ZM244 190V191H243ZM92 191H95V190H93L92 189ZM231 191V192H230ZM236 191H238V195L236 194ZM91 191H89V193H90ZM176 192V191H175ZM186 192H188V191H185V192H183L182 193V195H184V194H186ZM241 193V194H240ZM178 194V193H177ZM233 194H235L236 196L233 198ZM240 195H242V196H240ZM230 196V197H231ZM190 198H191V196H189ZM188 197V199H190ZM35 198H38V196H36ZM34 198V199H35ZM241 199H242V201H241ZM17 201V199L15 198V202ZM19 201V200H18ZM236 204V205H237ZM237 212H235V215H237V216H235L236 218H239V217H241V216H238L239 215V212H238V214H237ZM118 213H115L114 215L115 216H118L117 215ZM243 214V213H242ZM114 215H113V217H114ZM243 217H244V214L242 215ZM112 217V218H113ZM234 217V218H235ZM251 217V218H250ZM233 218V217H232ZM109 219V218H108ZM108 219L106 220V223H105V226L107 227H111L110 225H111V223H112V221H114L113 219H111V217H110V219H111V221H110V219H109V221H108ZM188 219H190V217H184V219L182 220V221H186V220H188ZM259 220H260V222L262 223V224H260L259 223ZM249 221V222H248ZM115 222V221H114ZM113 224V223H112ZM253 226V227H252ZM105 227V228H106ZM108 227H107V229H106V231L108 230ZM257 227V228H256ZM254 229V230H253ZM260 229V230H259ZM253 230V231H252ZM257 230V231H256ZM108 232V231H107ZM106 233V232H105ZM254 234V235H253ZM259 237V238H258ZM263 238V239H262ZM91 239V238H90ZM261 239H262V242H261ZM86 240H89V239H86ZM8 253V252H7ZM147 258H145L144 260H146ZM256 260V262H257V264H259V261L260 260Z\"/></svg>",
	"mask_w": 264,
	"mask_h": 264
}]
</instances>
